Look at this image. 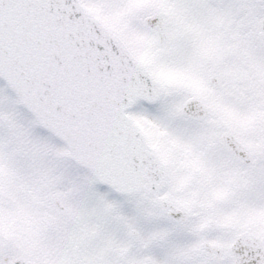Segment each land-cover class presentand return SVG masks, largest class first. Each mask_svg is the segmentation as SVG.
Here are the masks:
<instances>
[{"label": "snow or ice", "instance_id": "6c2138e0", "mask_svg": "<svg viewBox=\"0 0 264 264\" xmlns=\"http://www.w3.org/2000/svg\"><path fill=\"white\" fill-rule=\"evenodd\" d=\"M0 264H264V0H0Z\"/></svg>", "mask_w": 264, "mask_h": 264}]
</instances>
